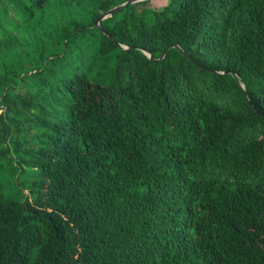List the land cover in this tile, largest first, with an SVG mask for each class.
<instances>
[{
	"label": "trees",
	"instance_id": "1",
	"mask_svg": "<svg viewBox=\"0 0 264 264\" xmlns=\"http://www.w3.org/2000/svg\"><path fill=\"white\" fill-rule=\"evenodd\" d=\"M126 1L0 0V264H264V0Z\"/></svg>",
	"mask_w": 264,
	"mask_h": 264
},
{
	"label": "rangeland",
	"instance_id": "2",
	"mask_svg": "<svg viewBox=\"0 0 264 264\" xmlns=\"http://www.w3.org/2000/svg\"><path fill=\"white\" fill-rule=\"evenodd\" d=\"M28 1V0H26ZM168 4V0H151L150 3L147 5V8H162L165 7ZM54 16L52 10L50 8H45L40 12H37L35 17L30 18V20H24L22 17L19 18V25H17L19 31H21L20 35L23 34V31L28 32L25 28L28 27L30 30V26L33 25L35 22H50L49 20L52 19ZM83 23H88V20L85 18V21ZM96 25V24H95ZM16 158V157H15ZM35 178H33L31 175H21L20 176V183L21 185H15L12 184L11 188H13L14 191L17 189L23 190L26 189V184L34 181ZM14 183L13 181H11ZM25 193H27V190H25ZM16 198L21 197L20 195H15Z\"/></svg>",
	"mask_w": 264,
	"mask_h": 264
},
{
	"label": "water",
	"instance_id": "3",
	"mask_svg": "<svg viewBox=\"0 0 264 264\" xmlns=\"http://www.w3.org/2000/svg\"><path fill=\"white\" fill-rule=\"evenodd\" d=\"M142 1H145V0H128V1H126L125 3H123V4H121V5L117 6V7H115V8H113V9L109 10L108 12L103 13V14L99 17L98 21L96 22V26L99 27V23H100V21H102V20H104V19H106V18L112 16L114 13H116V12L122 10V9L125 8L126 6H129V5H132V4H136V3H139V2H142ZM125 48H128V47H125ZM171 48H176V49L181 50V48H180L179 46H177V45H175V46H170V47H169V48H168V49L162 54V56H161L159 59H156V60L152 58V56H151L150 53H147V52H145V53L147 54V56H148L149 58L153 59L154 61H162V60L165 59V57L167 56L168 51H169ZM181 51H182V50H181ZM182 52H183V51H182ZM183 53H184V52H183ZM184 54H185V53H184ZM234 76L238 79V77H237L236 75H234ZM242 87L244 88V85H242ZM244 91H245V90H244ZM245 95H246V98H247L248 101H249V98H248V96H247V94H246V91H245Z\"/></svg>",
	"mask_w": 264,
	"mask_h": 264
}]
</instances>
